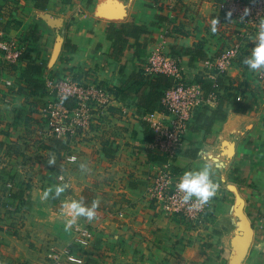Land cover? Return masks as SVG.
Wrapping results in <instances>:
<instances>
[{"label": "crops", "instance_id": "1", "mask_svg": "<svg viewBox=\"0 0 264 264\" xmlns=\"http://www.w3.org/2000/svg\"><path fill=\"white\" fill-rule=\"evenodd\" d=\"M101 1L0 0L2 39L23 51L14 65L0 51V94L12 92L9 104L0 97V264H48L50 247L73 248L69 264H264V75L242 63L255 41L221 19L215 0H119L121 20L95 16ZM236 43L239 55L214 78L208 64ZM155 46L177 57L184 80L205 96L219 85L194 111L170 162L150 146L145 119L160 118L173 83L145 72ZM28 65L41 68L30 76L39 88L24 80ZM61 76L104 86L114 98L98 126L69 143L44 138L38 112L48 99L44 81ZM205 162L218 191L207 225L190 230L145 190L165 166L179 177ZM59 184L68 187L57 197ZM71 199L95 205V216L66 230L63 204ZM75 227L89 228L86 248L74 247Z\"/></svg>", "mask_w": 264, "mask_h": 264}, {"label": "built area", "instance_id": "2", "mask_svg": "<svg viewBox=\"0 0 264 264\" xmlns=\"http://www.w3.org/2000/svg\"><path fill=\"white\" fill-rule=\"evenodd\" d=\"M216 9L220 16L236 21L240 26L243 41L252 42L258 30V23L264 19V0H218ZM248 9L245 16L244 11ZM230 13V15H228ZM0 5V28H1ZM0 31V51L8 65H14L22 54V49L15 48L10 40H5ZM240 46L235 45L222 51L219 57L209 63L215 69V76H223L232 61L239 55ZM145 72L148 74H163L173 81L161 97V116L155 113L145 116L152 140L150 146L159 150L170 162L179 149L182 138L193 118L194 111L211 102L219 85L212 84V93L205 96L202 87L196 82L184 80L179 65V59L165 53L161 46H155L148 56ZM264 75V70H263ZM4 85L12 87V82L6 80ZM6 95L0 94L3 103L11 102V91ZM44 91L48 99L39 108V115L44 126V138H55L66 143L78 140L92 128L98 126L100 117L114 101L113 94L104 86L83 84L67 76L48 78L44 81ZM238 100V99H237ZM67 160L74 162V155ZM6 166L5 160L0 158V173ZM181 176L176 177L165 166L158 170L146 186V198L166 216H176L185 221L190 230L203 229L212 215L213 198L206 204L195 202V198L188 203L181 200V194L176 189ZM10 185H8L9 187ZM122 217V213L119 214ZM76 238L74 247L86 248L89 244L90 230L88 227H75ZM73 248L57 249L50 247L46 258L48 264H69V256Z\"/></svg>", "mask_w": 264, "mask_h": 264}, {"label": "clouds", "instance_id": "3", "mask_svg": "<svg viewBox=\"0 0 264 264\" xmlns=\"http://www.w3.org/2000/svg\"><path fill=\"white\" fill-rule=\"evenodd\" d=\"M247 14L248 9H245L244 15L246 16ZM217 23L216 19L212 20L210 25L212 32L216 31ZM254 41L255 46L251 48L250 54L244 57L242 63L251 71L264 70V19H261L258 23ZM215 166H220L219 161L215 162ZM67 187L66 184L55 186L54 195L60 196ZM176 189L181 194V200L184 203H188L195 198V202L201 205L206 204L218 191V184L213 178V164L205 162L198 169L185 171L176 184ZM50 192H52V189L45 191L44 198H47ZM63 207L66 210V230H70L81 216L87 217L89 220L95 216V205L88 207L83 203L82 199L66 200Z\"/></svg>", "mask_w": 264, "mask_h": 264}, {"label": "water", "instance_id": "4", "mask_svg": "<svg viewBox=\"0 0 264 264\" xmlns=\"http://www.w3.org/2000/svg\"><path fill=\"white\" fill-rule=\"evenodd\" d=\"M126 15V6L119 0H104L98 3L95 16L109 20H121ZM57 47V46H56ZM248 234L250 227L248 226Z\"/></svg>", "mask_w": 264, "mask_h": 264}, {"label": "trees", "instance_id": "5", "mask_svg": "<svg viewBox=\"0 0 264 264\" xmlns=\"http://www.w3.org/2000/svg\"><path fill=\"white\" fill-rule=\"evenodd\" d=\"M40 71H41L40 66H30V65H28L27 68L25 69V72H24V75H23L24 80L27 81L29 84L33 85V87H38L39 88L40 86L37 84V81L33 80L30 76H32L33 74H39ZM163 93H162V95H163Z\"/></svg>", "mask_w": 264, "mask_h": 264}, {"label": "rangeland", "instance_id": "6", "mask_svg": "<svg viewBox=\"0 0 264 264\" xmlns=\"http://www.w3.org/2000/svg\"><path fill=\"white\" fill-rule=\"evenodd\" d=\"M217 1L218 0H215L214 2H213V6L215 7V9H216V3H217ZM216 11H217V9H216ZM218 12V11H217ZM218 14H219V12H218ZM219 16H220V14H219ZM228 18V17H227ZM221 19H222V16H221ZM228 19H230L233 23H234V25L238 28V29H236V33H238L239 35H242L243 33H242V31H241V27L240 26H238L237 25V23H236V21H234L233 19H231V18H228ZM1 158V157H0Z\"/></svg>", "mask_w": 264, "mask_h": 264}]
</instances>
